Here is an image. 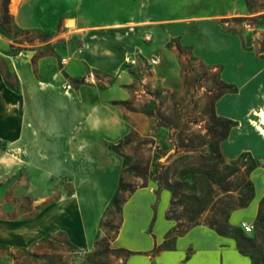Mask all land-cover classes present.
Listing matches in <instances>:
<instances>
[{"label":"rangeland","instance_id":"obj_1","mask_svg":"<svg viewBox=\"0 0 264 264\" xmlns=\"http://www.w3.org/2000/svg\"><path fill=\"white\" fill-rule=\"evenodd\" d=\"M249 3L8 0L5 16L0 0V75L12 103L21 101L27 137L21 146V115L11 108L10 125H0L16 140L0 138L1 256L21 263L40 238L52 237L56 252L47 245L35 251L47 253L41 264H124L112 243L94 255L105 235L101 223L109 209L112 227L120 218L145 220V202L114 201L150 186L155 212L167 196L163 217L171 225L157 251L174 249L199 227L201 237L184 248L186 264H231L232 255L264 264V76L257 77L264 65V0ZM44 84L51 100L38 91ZM99 95V104L92 101ZM216 118L233 121L218 143L208 135L210 127L220 129ZM74 191L96 212L88 216L97 235L90 251L72 252L56 221L45 223L54 229L42 237L17 233L39 214L51 218L55 209L47 210ZM191 214L202 225H189ZM216 218L226 234L203 225ZM215 237L219 252L212 258L207 246Z\"/></svg>","mask_w":264,"mask_h":264},{"label":"crops","instance_id":"obj_2","mask_svg":"<svg viewBox=\"0 0 264 264\" xmlns=\"http://www.w3.org/2000/svg\"><path fill=\"white\" fill-rule=\"evenodd\" d=\"M123 30L117 29L115 33H117L120 36L119 40H123ZM154 40V39H153ZM264 76V65L260 69V71L257 74V77ZM20 83H22V78L18 76ZM252 81V80H251ZM249 86H251L250 84ZM40 91L41 89H44L47 93H49L48 96L45 98L47 100H51L52 96V90H50L49 85H39L37 87ZM66 100L68 101H74L75 97L73 94H67ZM13 92L8 86L6 80L2 75H0V125L11 123V118L9 116V111L11 108H13V111L18 114L20 112V106L21 101L19 100V103L16 104L12 103L14 101L12 98ZM86 96V95H85ZM83 94L82 98H86ZM21 97V94H20ZM78 97V95L76 96ZM102 100V96H95L94 100L96 103H100ZM20 126H19V144L22 146L24 140L26 137V123L23 120L22 112H20ZM18 117H16L17 119ZM19 119V118H18ZM121 130L118 131L120 133ZM117 133V132H116ZM102 135V132L100 133ZM0 138L8 141L9 143H14L16 140H11L9 136H4L2 134V131H0ZM64 156V155H63ZM72 158L74 160L78 159L77 154H71ZM80 157V156H79ZM27 162V161H26ZM71 164L75 165V162H70ZM29 165V164H28ZM38 168L39 165H34ZM78 171H81V168H76ZM84 170V169H82ZM76 181V179H75ZM35 185L33 182H31V185ZM99 197V196H98ZM164 197V198H163ZM160 200V203L157 207V211L155 212L151 207V202L153 201V188L148 186L142 189H139L135 191L130 199L126 202H130L133 200L145 202L148 212L145 216V220L142 222L138 219L139 217H134L135 219L132 221L131 219L124 218L122 221V225L120 227L119 233L117 238L112 242V245L118 248H126L134 254L129 257V259L126 261L125 264H186L185 260V253L184 248L186 244L189 241H197V238L199 239L201 237L202 232H200L199 227H194L188 231L182 238L176 241L175 247L172 250H160L155 251L154 249L159 246L164 240H166V233L170 229L171 225L166 221V219L163 217L164 210H165V198L167 197L165 194ZM100 199V198H99ZM125 203V204H126ZM161 204L164 205L163 209H160ZM91 204L87 200L85 202L82 201V195L79 191H74L71 193V195L66 197H60L50 208L51 210H47L48 213H51L53 209V213L51 214V218L46 217L45 214H39L35 218H33L27 226L21 227L17 233H23L26 235L31 236H37L42 237L47 233H50L53 231L54 226L49 224H45L47 222L56 221V223L59 224V228L64 231L68 241L75 246L78 250L81 252L87 253L90 251L94 245V241L96 240V233L93 231L89 225L88 216L90 217L94 212L92 207H90ZM49 209V207H48ZM46 212V210L44 211ZM83 212V214H82ZM160 212V213H159ZM96 213V212H94ZM53 215H56L53 217ZM152 221V230L149 234H146L144 230L148 228V219ZM130 224L133 226L130 228ZM58 228V229H59ZM57 229V227H56ZM205 235H208L209 232H204ZM211 235V234H210ZM44 238V237H43ZM42 239V238H40ZM39 239V240H40ZM38 240V241H39ZM8 245H11L8 242H4ZM215 243L211 244L209 247L211 257L213 258V255L215 258L218 255L219 252V246H218V238L215 237ZM141 252H148L150 259L148 261H144L142 257H144L141 254ZM242 254L240 253V256ZM232 261L231 264H234V260H239L243 262L244 264H247L246 260L242 258H238L235 255H232ZM0 264H14V262L6 258L4 256L0 255Z\"/></svg>","mask_w":264,"mask_h":264},{"label":"trees","instance_id":"obj_3","mask_svg":"<svg viewBox=\"0 0 264 264\" xmlns=\"http://www.w3.org/2000/svg\"><path fill=\"white\" fill-rule=\"evenodd\" d=\"M7 2L8 0H2V8H3V11H4V14L6 16V13H7V9H6V6H7ZM246 5L248 8H251V4L249 3V0H246ZM264 16V14L262 15ZM261 49H264V47L262 46ZM225 86V89L228 88L229 86ZM217 122L219 123L218 125L220 126V129L217 130L216 127H210L209 130H208V135H210V139L212 138L214 140V142H219L221 140H223L225 137H226V133L227 131L229 130V128L232 126L233 124V121L230 120V119H219V118H216ZM216 123V121H215ZM214 123V125H215ZM213 142V143H214ZM185 149H187V151H198L196 150V148L194 147H186ZM230 166L226 165L223 170H221L220 172L223 173L224 170H228ZM176 188H183V184L181 183H176ZM167 189L171 192V199L172 200H175L177 198V192L175 190V188H170L168 187L167 185ZM123 191V189L121 190L120 189V192ZM223 193L228 191V190H224L222 189ZM132 192V191H129V193ZM129 193L127 195V197L125 196H121V197H118L114 203L117 205V206H120V205H124L126 202H127V199L129 198ZM261 208L264 207V198L261 200ZM192 209V207H190ZM202 210H199V212H201ZM205 210H203L204 212ZM113 213V209H109L105 215V218H104V221L101 223V228L102 230L104 231V237L100 240V241H97L95 243V248H96V252L94 253V255L98 254L101 246L104 247L105 249L107 250H110V245L111 243L117 238L118 236V233H119V230H120V227L122 225V218H120L119 220V223L117 226H110L109 224V220H108V217L111 216ZM202 213V212H201ZM221 214H225L226 215V212L224 211H219V215ZM198 220V218H197ZM196 220V216H194L193 214L189 215L188 216V219L186 220L187 223H189V225L191 226H195V225H202V223H198V221ZM264 221V219H263ZM205 226H208L209 228L211 229H214L216 230L218 233L220 234H226V232L223 231V224L222 222H220L219 218H216V219H213L211 221H208L206 224H203ZM222 228V229H221ZM66 237V235H65ZM56 242V240L52 237H44L42 239H40L39 241L36 242V244L33 245V248H35L34 250L35 251H42V247L44 245H47L49 247H47L50 251L52 252H56V248L59 247H55L53 246V244ZM65 245H67L72 252L74 253H77L78 250H76L75 246H73L67 239H65ZM157 248V247H156ZM154 249L155 251H157V249ZM243 246L238 243V249H240L239 251L241 252ZM33 250H30L28 252H24L25 254H23V256H25L24 260L20 263L18 258H13L14 259V264H41V262L45 261L47 259V253H38V252H32ZM114 252L116 253H119V254H122L120 256H118L122 262L125 264L126 261L129 259V257H131L134 252L126 249V248H115L113 249Z\"/></svg>","mask_w":264,"mask_h":264},{"label":"built area","instance_id":"obj_4","mask_svg":"<svg viewBox=\"0 0 264 264\" xmlns=\"http://www.w3.org/2000/svg\"><path fill=\"white\" fill-rule=\"evenodd\" d=\"M242 227H243L245 230H247V231H249V230L251 229L250 226L247 225L246 223H242Z\"/></svg>","mask_w":264,"mask_h":264}]
</instances>
